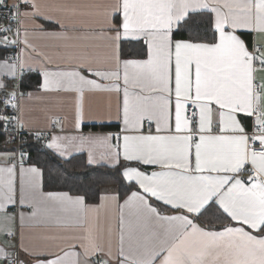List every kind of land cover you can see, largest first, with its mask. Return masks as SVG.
I'll list each match as a JSON object with an SVG mask.
<instances>
[{
	"label": "snow or ice",
	"instance_id": "1",
	"mask_svg": "<svg viewBox=\"0 0 264 264\" xmlns=\"http://www.w3.org/2000/svg\"><path fill=\"white\" fill-rule=\"evenodd\" d=\"M0 264H264V0H0Z\"/></svg>",
	"mask_w": 264,
	"mask_h": 264
},
{
	"label": "crops",
	"instance_id": "2",
	"mask_svg": "<svg viewBox=\"0 0 264 264\" xmlns=\"http://www.w3.org/2000/svg\"><path fill=\"white\" fill-rule=\"evenodd\" d=\"M50 2L88 3L90 0H50ZM49 30H55V26H49ZM33 42L41 51L48 55H53V50L48 46L50 42L46 38L37 35ZM33 86H35V77H33ZM109 104L114 108L115 99L106 94L87 97L85 102L86 118L87 116L95 115L100 110L106 109ZM30 108L32 120L38 126L43 127L47 123L48 117L53 114L68 117L70 120L73 101L70 97L37 94V97L30 101Z\"/></svg>",
	"mask_w": 264,
	"mask_h": 264
},
{
	"label": "trees",
	"instance_id": "3",
	"mask_svg": "<svg viewBox=\"0 0 264 264\" xmlns=\"http://www.w3.org/2000/svg\"><path fill=\"white\" fill-rule=\"evenodd\" d=\"M47 167H49L50 169H52V177L56 180V187H60L63 186V179L57 177L56 172H55V161H49L47 164ZM65 168H67L68 172L72 173V179L73 180H79V179H83L82 177L79 176L80 173L84 172L85 169H83L82 167H80V162L79 160H75L73 161V163L71 165H65Z\"/></svg>",
	"mask_w": 264,
	"mask_h": 264
}]
</instances>
